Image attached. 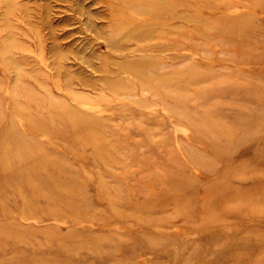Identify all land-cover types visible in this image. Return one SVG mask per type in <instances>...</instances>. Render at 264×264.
Here are the masks:
<instances>
[{"label":"rangeland","instance_id":"1","mask_svg":"<svg viewBox=\"0 0 264 264\" xmlns=\"http://www.w3.org/2000/svg\"><path fill=\"white\" fill-rule=\"evenodd\" d=\"M109 2L0 0V264H264V0H178L143 85Z\"/></svg>","mask_w":264,"mask_h":264},{"label":"bare ground","instance_id":"2","mask_svg":"<svg viewBox=\"0 0 264 264\" xmlns=\"http://www.w3.org/2000/svg\"><path fill=\"white\" fill-rule=\"evenodd\" d=\"M176 2L178 3V0H110L108 7L110 6V8L113 10L112 31L115 33H112L111 38H109V41L113 46L112 49L121 50L124 48L121 39H132L136 40L138 43V46H136L137 48L135 50L136 54L138 55V59L136 58L137 60L134 62H119L116 64L120 68V73H127L128 77H130L133 82L143 85L147 81H150L151 73L146 74L144 71V65H146V61L149 59L145 53H147L152 46L150 44L143 45V42L152 40L154 38L153 36L163 29L165 21L169 20L174 14L173 10L176 6ZM144 55L147 56L148 59L146 57L144 58ZM152 77L160 78L162 76L153 74ZM120 78L117 79L118 81H112L110 79L111 81L107 82L109 83L110 87H112V89L120 90V88L123 86V80ZM165 82L166 86L170 87V78H168V80ZM151 91L156 92V88H152ZM65 111L68 112V110ZM73 124L79 128V125L82 124V121L80 119H75ZM10 157L12 158L10 159ZM6 159H8L9 163L13 164L5 167L3 173L0 171V176L2 178L15 180L18 179V177H21L30 182L31 176L29 175L28 171H33L36 169L35 163L26 158L25 154L18 157H16L14 154H11L10 156H6Z\"/></svg>","mask_w":264,"mask_h":264}]
</instances>
